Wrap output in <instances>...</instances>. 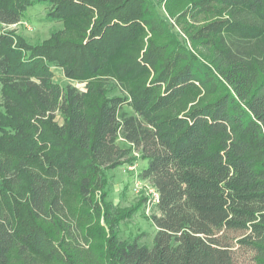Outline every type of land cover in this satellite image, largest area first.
<instances>
[{
    "label": "trees",
    "instance_id": "obj_1",
    "mask_svg": "<svg viewBox=\"0 0 264 264\" xmlns=\"http://www.w3.org/2000/svg\"><path fill=\"white\" fill-rule=\"evenodd\" d=\"M164 1L0 0V264L74 235L72 195L102 218L90 232L103 264H264V0H189L178 18L227 12L187 24L195 50L159 12ZM42 5L64 37L31 45L8 29ZM149 33L167 41L128 57ZM50 66L86 91L53 82ZM138 160L159 194L150 248L116 229L144 198L128 210L107 200V172Z\"/></svg>",
    "mask_w": 264,
    "mask_h": 264
},
{
    "label": "rangeland",
    "instance_id": "obj_2",
    "mask_svg": "<svg viewBox=\"0 0 264 264\" xmlns=\"http://www.w3.org/2000/svg\"><path fill=\"white\" fill-rule=\"evenodd\" d=\"M166 1L167 0L159 6V12L168 19L172 26V31L177 32L180 39H185L188 47L193 50L195 49L185 34V31L190 29V26L187 24H193L200 27L214 20H221L227 17V12L221 8V5L212 4V10L200 14L197 17V22L189 20L190 18H178L177 16L180 11L186 9L188 6L189 0H169L167 9ZM35 7L29 9L26 17L20 23L8 28L23 37L31 45L42 43L46 40L48 41L53 31H63L62 25L59 22L44 21L48 11L46 6L42 5L38 8ZM168 11L170 14L175 15L176 19L171 18ZM63 33L64 37L65 31H63ZM70 34L73 41L84 42L86 40L85 36L88 33H82L77 36L75 32H70ZM149 39L155 44L160 45L167 41V36L163 40L162 37H153L149 33L142 39L141 47L138 50L135 49V51L131 49L127 56L129 57L131 53L132 56L137 57L138 61H141V58L148 47ZM199 51L201 53L203 52L204 55H207L208 53V50L203 47H201ZM196 53L197 55L199 54L198 51H196ZM49 72L51 73L53 82L59 84L68 83L79 90L86 91L84 87L85 81L66 77L62 67L50 66ZM144 74L145 72H142V75ZM116 93H118V91ZM203 95L204 91L201 89L200 93L195 97L194 95L188 96L181 103V107L176 109V112L184 113L188 111ZM54 123L57 125L62 124V120L58 115L55 117ZM126 165L128 164L126 163L123 166L107 172V200L111 202L114 208L120 210L132 209L138 203L140 196L133 192L134 177L132 173L125 170ZM144 165L145 162L141 160L137 161L138 174ZM79 207V204L75 202V197L73 195L70 196V208L75 215L76 222L78 223L77 226L75 223L76 228L79 230L78 231L75 228L76 235L71 234L67 236L63 233H56L49 238V242L43 244V248L40 252L32 251L31 256L23 259V264H103V261L106 262L105 258L100 253V248L98 246L101 244V240L97 238L95 233H91L98 221V224H102V218L99 220L96 219L94 213L91 212L89 207H81L80 209ZM148 217H150V215L144 213V210H141L120 221L116 227L119 233V239L129 241L137 237L142 245H146L150 248L152 246L155 228L150 224Z\"/></svg>",
    "mask_w": 264,
    "mask_h": 264
},
{
    "label": "built area",
    "instance_id": "obj_3",
    "mask_svg": "<svg viewBox=\"0 0 264 264\" xmlns=\"http://www.w3.org/2000/svg\"><path fill=\"white\" fill-rule=\"evenodd\" d=\"M125 170L133 174V192L144 198V213L150 215L159 202V194L157 190L148 181H144L139 178L137 172V162L126 165Z\"/></svg>",
    "mask_w": 264,
    "mask_h": 264
}]
</instances>
